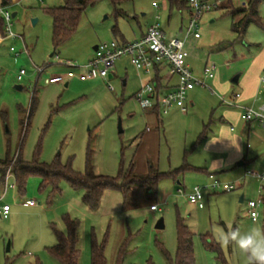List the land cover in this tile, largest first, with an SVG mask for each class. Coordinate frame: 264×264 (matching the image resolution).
<instances>
[{"label": "rangeland", "instance_id": "obj_1", "mask_svg": "<svg viewBox=\"0 0 264 264\" xmlns=\"http://www.w3.org/2000/svg\"><path fill=\"white\" fill-rule=\"evenodd\" d=\"M209 1L215 6L199 19L200 37L186 38L189 62L196 70L205 63H215L216 78L234 89L238 86L231 80L240 72L261 78L264 2L258 4L260 23L251 22L239 34L233 31L232 23L239 21L244 12L232 14L231 9L244 6L247 13L250 0ZM62 3L63 0H22V5L14 9L17 14L12 20L17 36L0 43V157L21 154L28 161L50 163L60 156L62 162H70L76 171L84 172L89 165L95 174L112 177L118 176L122 166L128 167L132 160L139 173H146L149 164L172 173L159 181L153 193L134 186L127 200L120 190H108L96 211L83 203V191L75 190L67 181L61 182V191L52 197L49 189H39L38 177L29 178L23 194L11 187V178L4 201L10 203L12 210L8 218L0 217V264H63L48 248L57 242L53 226L66 230L65 214L81 221L78 264H92L93 236L104 244L107 264H170L164 250L175 257L178 219L193 233L195 264H221V260L228 264H248L238 248L222 247L216 236L220 229L227 231L229 227H238L241 232L264 229V200L257 207L256 220L250 216L248 207L249 200L264 198V190L259 193L257 180L249 189H243L239 181L245 168L263 171L264 156L253 166L233 164L224 166L226 169H213L214 179L234 184L231 191L212 188L213 179L203 172L178 170L185 157L196 166L220 159L224 151L214 150L213 138L221 141L225 137L226 141L229 134L239 131L237 127L228 130L221 123L218 126L217 117L215 133L196 144L212 109L216 116L224 109L217 96L223 93L213 80H208V86L214 91L196 87V105L173 121L167 114L158 118L152 108H143L135 98L149 77L128 56L116 61L113 77L80 80L75 76L63 82H48L55 74H67L71 69L82 71L70 67L68 62L79 66L87 63L95 45L114 37L132 41L155 22L160 23L168 36L183 37L188 23L186 9L172 8L168 0H123L117 5L123 11L119 13L112 0H99L83 12L73 35L55 48L52 16L47 9ZM34 19H37L35 23ZM113 28L117 29L114 34ZM11 46L20 53L18 56L10 50ZM37 67L44 71L39 73ZM21 68L27 73L18 80ZM34 93L37 100L29 118ZM220 127L224 128L223 132ZM258 127L257 132L264 134V128ZM145 135L152 139H145L137 146L138 138ZM250 178L247 176V181ZM196 185L203 189V208L189 203L178 191L181 188L188 193ZM3 189L0 185V194ZM244 192L245 198L240 201ZM27 199H35L37 204L30 206ZM152 203L161 210L152 211ZM160 217L164 227L157 228ZM211 242L217 243L218 249L211 248Z\"/></svg>", "mask_w": 264, "mask_h": 264}, {"label": "trees", "instance_id": "obj_2", "mask_svg": "<svg viewBox=\"0 0 264 264\" xmlns=\"http://www.w3.org/2000/svg\"><path fill=\"white\" fill-rule=\"evenodd\" d=\"M12 0H1L2 4H7ZM99 0H63L59 6L50 7L47 11L52 16L53 21V42L55 48L60 44L67 41L75 32L79 20L83 12L89 7L94 5ZM123 0H112L116 6V11L123 12L119 5ZM170 7H177L179 10L188 9V0H168ZM264 0H250V8L245 13L246 7L242 6L236 9H231L232 14L237 12H244L242 18L232 23L233 31L241 34L251 22L260 23L258 14V4ZM113 34L117 29L113 28ZM7 38L5 31V21L0 14V43ZM161 69H156V74L153 79L157 83L158 89L164 88L162 83ZM36 95L32 96V102L29 112L31 117L36 105ZM152 110L159 111L158 106ZM206 134L203 133V135ZM188 169V164H184L178 170L182 171ZM11 171L14 176L17 190L19 194L26 191V186L29 178L38 177L39 189L41 191L49 189L50 196H55L61 191V182L67 181L75 190L83 191V203L91 211H96L100 205L103 195L108 190H120L127 200L131 197L132 188L134 186H141L148 193H153L158 187L159 181L166 175L172 172H161L153 164L148 165L146 173H139L136 171L135 163L132 160L128 167L121 168L119 175L112 177L109 175L95 174L89 165L84 172H79L73 169L70 162H62L60 156H57L54 161L50 163L25 160L21 154L16 157H0V184L5 182L8 171ZM176 172V171H175ZM130 199V198H129ZM154 204V203H153ZM65 231L59 230L53 226L57 242L48 248L49 253L55 258L59 259L63 264H78L80 257V249L78 244L80 242V224L78 218L72 217L69 214L63 216ZM211 248L218 249L217 243L211 242ZM170 264H195L194 246H193V233L183 223L182 219H178V246L174 258L170 256L167 250H164ZM92 264H107L104 252V244L97 242L93 236L91 245ZM221 264H228L225 260H221ZM36 264H40L37 262Z\"/></svg>", "mask_w": 264, "mask_h": 264}, {"label": "built area", "instance_id": "obj_3", "mask_svg": "<svg viewBox=\"0 0 264 264\" xmlns=\"http://www.w3.org/2000/svg\"><path fill=\"white\" fill-rule=\"evenodd\" d=\"M17 5H22V0H12L7 4H2L0 0V14L5 21V31L7 37H16L13 26V12ZM154 5L156 3L154 2ZM189 15L188 23L183 37L168 36L159 22L149 25L145 34L132 41H120L113 38L111 41L98 44L92 58L81 66L68 62L70 67H79L82 69L76 72L74 69L68 71L67 74H55L49 77V83L63 82L65 78L77 76L80 80L95 79L97 77H108L116 61L128 56L132 64L142 73L149 77L135 93V98L139 101L143 108H153L158 106L160 114H167L174 107L180 108L182 111L187 110L188 94L190 90L196 87L209 88L208 80L215 76V63H207L201 75H196L188 61L189 52L186 49V38L193 35L200 37L199 19L201 16L212 10L215 6L209 0H188ZM11 51H15L14 46L10 47ZM20 53L15 51V55ZM166 69L168 76L176 77V85L166 91L158 89L157 83L153 81L156 69ZM39 73L44 71V68L37 67ZM27 73L25 68H21L17 74V79L22 80ZM264 83V75L261 77ZM241 96L240 92L234 93L231 97L225 98L221 96L223 102L229 105H236L235 99ZM241 109V118L245 121H258L264 127V98L259 107L238 104ZM247 174L253 175L259 181H264V171L249 170ZM12 176L9 170L5 179V186H8V180ZM213 179L210 186L212 188H223L225 191H231L234 184L224 183L214 179V175H210ZM179 193L186 195L188 201L197 205L199 208L204 207V194L201 186H194L193 190L185 193L183 189H178ZM262 199L249 200V214L253 220L258 217L257 207ZM29 205H36L35 199L28 200ZM151 210L159 209L158 204H151ZM11 206L7 203H2L0 198V217L8 218L10 215Z\"/></svg>", "mask_w": 264, "mask_h": 264}, {"label": "crops", "instance_id": "obj_4", "mask_svg": "<svg viewBox=\"0 0 264 264\" xmlns=\"http://www.w3.org/2000/svg\"><path fill=\"white\" fill-rule=\"evenodd\" d=\"M186 11L189 15V10L186 9ZM146 29L141 30V36L140 37H142L145 34ZM114 38H116V37H114ZM195 38H198V37H195ZM124 41H127V40H123V42ZM94 51H95V49H94ZM93 55H94V53H93ZM92 56L90 58H92ZM188 61H189V59H188ZM206 64L207 63H205L204 66ZM190 65H191V67H192V69L196 75L202 74L204 66L200 70H196V68L193 67L192 63H190ZM115 71H116V64H115V67L113 68L111 74L109 75V77H113L116 73ZM160 73L163 77V79H162V83L164 84V88H162L163 92H166V91L172 89L176 85V77L170 78L168 76L167 70L164 68L161 69ZM235 77H237V83L233 82ZM211 81L223 93L222 95L219 94L217 96H218L221 104L223 105L224 109H222L220 112H218V116H216V114H215L216 111L214 109H212V112L210 114L211 115L210 119L207 123L203 124V128L198 135V140H197L196 144L200 143L202 140L207 138L210 134L215 133V130H216L215 125L217 124L215 122V119L217 117L219 119V123L217 124L218 126L221 123L223 126L229 127L228 130L234 131L235 130L234 127H237L239 129V131L236 134H233V133L229 134L228 135L229 138H226V141H225V137L220 138L221 141H217V139L215 137L213 138L214 141L216 140L214 150L224 151V153H223L224 156L221 157L220 159L216 158V159L212 160V162L207 164V165L196 166L195 164L189 163L186 160V157L184 158V164H188L189 170H195V171L203 172L210 179H212L210 177V175L211 174L214 175L213 169H216V167H220L221 169H226L224 166H229V165H233V164H236L237 166H245L246 164L253 166L258 162V159H260L262 156H264V134L259 133L256 130L259 128L258 126H260V127H263V126L256 120H253V121L243 120L241 118V109L238 106V104H241V105L259 107L262 104L263 98H264V83L261 81V78L260 77L253 78V77H251L250 74L245 75L242 72H240L239 74L234 76L231 80L232 84H235L238 86V89L231 88L230 85L226 81H221L220 79L216 78V76H214L211 79ZM65 85L66 86L69 85V82H66ZM194 89L190 90V92L188 94L187 110L186 111H182L178 107H174V108L170 109V111L167 113V115H171V116H169L170 121H173L174 118L176 116H179L180 114H182V115L188 114L189 108L194 107L196 105L197 95H196V93H194ZM236 92L241 93V96L239 98L235 99L236 105H229V104H226L225 102L222 101L221 96H224L225 98H229ZM153 111L156 112V115L159 118L160 112L156 111V110H153ZM151 115L153 116L154 113L153 114L151 113ZM161 122H162V119L158 122L159 126L161 125ZM227 124H230V126L229 125L227 126ZM220 128H221V131L223 132L224 128L223 127H220ZM147 130H150V127H147ZM205 131H206V134L203 135V133H205ZM245 137H247V143L246 144L244 143ZM145 139L150 140V139H152V137L149 136L146 138V135L144 137L140 136V138H138V141H137V146L140 145L141 142L144 141ZM219 145H222V146L218 147ZM216 147H218V148H216ZM135 168H136V166H135ZM136 171H137V169H136ZM247 171H249V169L245 168L244 175L241 176V178L239 180V181H242L241 186L243 187V189H249L251 183L252 182L257 183L255 181V180H257L258 184H259L258 191H259V193H261L264 190V181L261 182V181H259L258 178L254 177L253 175L247 174ZM254 171H258V170H254ZM161 172H166V171H161ZM259 172H262V171H259ZM247 176L251 177L249 179L250 182L247 181ZM11 178L13 179V181L11 183V187L17 190L16 182H15L14 176L12 175L8 180V186L7 187L5 186V182L0 184V185H3V188H4L2 193L0 194L1 202L3 201L2 203L10 204L8 201H4V200L8 196L7 189L9 188V181ZM178 183H180V181H178ZM192 190H193V188H192ZM192 190H190V191H192ZM10 195L14 196V193L11 192ZM242 195H243V200H244L245 192ZM13 199H14V197H13ZM261 199H262L261 202H263L264 198H261ZM25 201H26V199H25ZM30 206H34V205H30ZM11 210H12V207H11ZM11 210H10V213H11ZM158 210L160 211L161 208L159 207V209L152 210V211L155 212Z\"/></svg>", "mask_w": 264, "mask_h": 264}, {"label": "clouds", "instance_id": "obj_5", "mask_svg": "<svg viewBox=\"0 0 264 264\" xmlns=\"http://www.w3.org/2000/svg\"><path fill=\"white\" fill-rule=\"evenodd\" d=\"M216 240L222 247L238 248L248 264H264V229L253 228L246 232H241L238 227H229L227 231L220 229Z\"/></svg>", "mask_w": 264, "mask_h": 264}, {"label": "water", "instance_id": "obj_6", "mask_svg": "<svg viewBox=\"0 0 264 264\" xmlns=\"http://www.w3.org/2000/svg\"><path fill=\"white\" fill-rule=\"evenodd\" d=\"M17 12L14 11L13 12V16H16ZM37 21V19H34L33 22L35 23ZM97 46L98 45H95L94 46V49L96 50L97 49ZM54 53L51 54V56H53ZM234 83H237V77H235V79L233 80ZM18 88H21V85H16ZM120 130H122L121 128V123H120ZM240 200L242 201L243 200V195L240 197ZM156 227L157 228H162L164 227V220H163V217H160L156 223Z\"/></svg>", "mask_w": 264, "mask_h": 264}]
</instances>
